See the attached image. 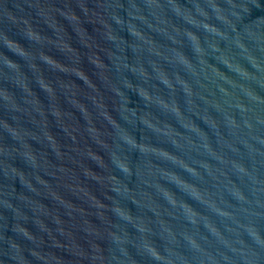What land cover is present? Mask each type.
I'll return each instance as SVG.
<instances>
[{
	"label": "water",
	"instance_id": "95a60500",
	"mask_svg": "<svg viewBox=\"0 0 264 264\" xmlns=\"http://www.w3.org/2000/svg\"><path fill=\"white\" fill-rule=\"evenodd\" d=\"M0 264H264V0H0Z\"/></svg>",
	"mask_w": 264,
	"mask_h": 264
}]
</instances>
